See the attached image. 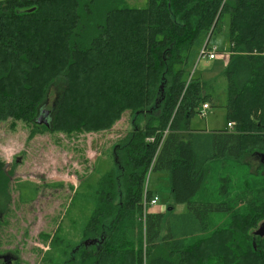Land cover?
<instances>
[{"label": "trees", "instance_id": "obj_1", "mask_svg": "<svg viewBox=\"0 0 264 264\" xmlns=\"http://www.w3.org/2000/svg\"><path fill=\"white\" fill-rule=\"evenodd\" d=\"M125 2L0 0V124L36 120L47 109L50 87L61 79L65 89L53 124L58 130L109 129L126 111L136 121L147 119L119 140L115 165L100 177L84 229L85 238H99L97 244L75 246L70 256L71 245H60L62 236L55 235L52 250L63 258L51 260L264 264V235L254 231L264 219L262 161L263 173L247 180L239 195L223 187L222 202L194 200L214 158L241 166L264 154V0H148L141 8ZM225 13L231 53L220 91L195 76L192 65L210 34L206 52L212 48ZM205 102L226 107L233 130L191 129V117ZM73 104L81 114L70 111ZM3 167L0 161V189L7 180ZM150 170L169 174L174 201L186 209L169 205L167 216L148 212L144 224L138 217L145 193L158 195L146 185ZM212 213L229 218L210 231ZM2 226L0 221V232Z\"/></svg>", "mask_w": 264, "mask_h": 264}, {"label": "rangeland", "instance_id": "obj_2", "mask_svg": "<svg viewBox=\"0 0 264 264\" xmlns=\"http://www.w3.org/2000/svg\"><path fill=\"white\" fill-rule=\"evenodd\" d=\"M147 2L126 0L125 4L141 8ZM230 28V16L225 13L210 41V47L218 50L216 58L210 59L207 54L198 56L192 65L195 76L210 78L220 91L224 90L220 87L225 86L221 75L230 61ZM64 87L62 79L50 87L48 101L44 99L47 109L44 108L46 111L40 112L36 120L10 118L0 124V161L7 177L5 187L0 189V221L5 224L0 232V255L13 259L9 263L7 257H3L0 264H59L50 257L61 256L57 250H52L57 247L52 246L55 235L62 236L64 242L60 245H71L70 256L75 246L78 249L86 240L94 239L85 238L84 229L95 208L100 177L115 165L114 149L119 140L147 121L146 118L136 121V116L126 111L109 129L58 130L53 124ZM70 106L73 114H81L78 104ZM45 119L50 124L48 130L43 125ZM38 120L42 124H37ZM228 122L227 108L211 104L205 116L195 113L191 117L190 128L211 132L228 128ZM230 159L217 157L206 164L205 184L198 191L197 200L222 202L225 200L223 187H231V192L239 195L247 180L252 182L263 173L260 157H247L241 166ZM170 182L165 172L150 171L146 177L148 190L159 196L157 207L161 211L168 213L169 205H174L177 212L185 211L184 203L174 201ZM228 218L229 215L223 213H212L210 231L222 226ZM263 226L264 219L254 231Z\"/></svg>", "mask_w": 264, "mask_h": 264}, {"label": "built area", "instance_id": "obj_3", "mask_svg": "<svg viewBox=\"0 0 264 264\" xmlns=\"http://www.w3.org/2000/svg\"><path fill=\"white\" fill-rule=\"evenodd\" d=\"M217 52H218V50L216 47H213V48L209 49V51L206 52V46H204L201 50L200 56H205L207 54L210 59H215ZM209 108H210V104L208 102L204 103L202 105V110H201L202 115H205L206 111ZM234 125H235V122H233V121H230L228 123L229 128L233 129ZM158 202H159V196L158 195H155L151 198H148L147 192H146L145 196H144V211H143V214L138 217V220L145 224L146 223V215L148 214V212H152L153 209L156 208Z\"/></svg>", "mask_w": 264, "mask_h": 264}, {"label": "water", "instance_id": "obj_4", "mask_svg": "<svg viewBox=\"0 0 264 264\" xmlns=\"http://www.w3.org/2000/svg\"><path fill=\"white\" fill-rule=\"evenodd\" d=\"M210 36H211V34H210ZM210 36H209L208 40L206 41L205 46H207L208 41H209V39H210ZM37 122H38L39 124H42L41 120H38ZM44 123L47 124V125H49V123H48V119H45V120H44ZM261 161L264 163V154L261 155ZM256 234H257V235H264V226H263L262 228L258 229V230L256 231ZM97 241H98V238L88 239V240H86V241L84 242V244H85L86 246H90V245H93V243H95V242H97ZM3 257H7V260H8L9 263L13 260L12 258H10V256H3Z\"/></svg>", "mask_w": 264, "mask_h": 264}, {"label": "crops", "instance_id": "obj_5", "mask_svg": "<svg viewBox=\"0 0 264 264\" xmlns=\"http://www.w3.org/2000/svg\"><path fill=\"white\" fill-rule=\"evenodd\" d=\"M204 46H205V45H204ZM206 79H208V78H206ZM209 79H210V78H209ZM210 107H211V105H210ZM209 109H210V108H209ZM209 109H208V110H209ZM201 110H202V108H201ZM206 113H207V111H206ZM205 115H206V114H205ZM205 115H204V116H205ZM233 122H235V121H233ZM228 123H229V122H228ZM235 124H236V122H235ZM234 126H235V125H234ZM227 127H228V124H227ZM194 129H195V128H194ZM228 129L233 130L232 128H229V127H228ZM196 130H198V129H196ZM206 131H207V130H206ZM204 184H205V183H203V185H204ZM203 185H202V186H203ZM201 188H202V187H201ZM196 197H197V195L194 197V200H197ZM197 201H199V200H197ZM185 205H186V204H185ZM185 207H186V206H185ZM155 209H156V210H153L152 212H159V213H162L164 216H165V215L167 216L166 211H164V212L161 211L157 206H156ZM176 212H177V211H176ZM182 212H183V211H182ZM164 219H165V218H164ZM209 220H210V219H209Z\"/></svg>", "mask_w": 264, "mask_h": 264}, {"label": "flooded vegetation", "instance_id": "obj_6", "mask_svg": "<svg viewBox=\"0 0 264 264\" xmlns=\"http://www.w3.org/2000/svg\"><path fill=\"white\" fill-rule=\"evenodd\" d=\"M44 111V110H43ZM44 115H46V114H44ZM48 116H50V112H49V115ZM48 116H46V117H48ZM99 239V238H98ZM3 258V255H0V259H2Z\"/></svg>", "mask_w": 264, "mask_h": 264}]
</instances>
